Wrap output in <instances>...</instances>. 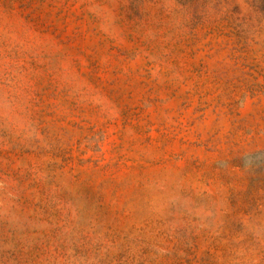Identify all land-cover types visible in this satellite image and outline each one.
<instances>
[{
    "label": "rangeland",
    "instance_id": "374dc122",
    "mask_svg": "<svg viewBox=\"0 0 264 264\" xmlns=\"http://www.w3.org/2000/svg\"><path fill=\"white\" fill-rule=\"evenodd\" d=\"M0 264H264V0H0Z\"/></svg>",
    "mask_w": 264,
    "mask_h": 264
}]
</instances>
